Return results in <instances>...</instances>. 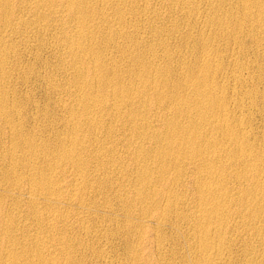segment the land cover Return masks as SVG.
I'll return each instance as SVG.
<instances>
[{
  "label": "bare ground",
  "instance_id": "obj_1",
  "mask_svg": "<svg viewBox=\"0 0 264 264\" xmlns=\"http://www.w3.org/2000/svg\"><path fill=\"white\" fill-rule=\"evenodd\" d=\"M263 43L264 0H0V264H264Z\"/></svg>",
  "mask_w": 264,
  "mask_h": 264
},
{
  "label": "rangeland",
  "instance_id": "obj_2",
  "mask_svg": "<svg viewBox=\"0 0 264 264\" xmlns=\"http://www.w3.org/2000/svg\"><path fill=\"white\" fill-rule=\"evenodd\" d=\"M29 19V18H28ZM264 44V43H263ZM35 54H36V52H35ZM36 55H38V58H41V62H40V59H38L37 60V62H38V64L37 63H35V64H33V62L32 61H28V60H30L29 59V56L28 55H25L24 57V59L22 60V64H23V66H27L28 65V67L27 68H29L30 66V68H32V70H33V68L35 69L34 71H37V72H39L40 73V75L39 76H37L36 77V79H35V82L33 83V84H29V88L26 86V87H24V86H19V87H17V92H18V89H19V91L21 92V93H19V95L21 96V97H24V96H26L25 94L27 93V95L28 96H30V100L29 101H25V102H23V101H20L19 100V102H17V103H19V104H22L23 103V106L25 105V110H24V113H26V114H24L23 116L25 117V125H26V129L28 130V128H30V127H32L33 126V122L31 121L32 120V115H34L35 113L34 112H36V113H44L45 112V114L46 115H48L47 116V118H46V121H43V120H37V121H35L36 123H35V125H39L40 127H43V126H46V125H48V124H50V118H51V121H54L55 119L53 118V116L55 117V116H57V115H59V116H57V117H61L62 115L61 114H63V112L62 111H59L60 109H59V107H58V102H57V99H55V98H57V96L56 95H54V94H46V92H47V90H45V81H44V79H43V77H40V76H42V74L44 75L46 72H52L51 74L52 75H54V76H58V78L60 79L61 77H59V63L58 62H56L52 57H50V55H48L46 52H44V50H39V51H37V54ZM261 57V56H260ZM259 57V66L261 65V63H262V65L261 66H263V67H260L261 68V72H264L263 70V68H264V58H260ZM27 58V59H26ZM263 59V60H262ZM52 60V61H51ZM30 62V63H29ZM32 62V63H31ZM43 62V63H42ZM44 63L47 65L46 66V68H45V65H44ZM37 64V65H36ZM33 65V66H32ZM58 65V66H57ZM37 66V67H36ZM42 66V67H41ZM52 66V67H51ZM41 67V68H40ZM40 68V69H39ZM54 68V69H53ZM42 69H46V70H42ZM49 69V70H48ZM56 70V71H55ZM39 77V78H38ZM38 78V79H37ZM57 78V77H56ZM33 85V86H32ZM18 86V85H17ZM23 87H24V89H23ZM25 88H26V90H25ZM32 88V89H31ZM28 89H30V92H29V90ZM25 90V91H24ZM23 91L25 92V93H23ZM30 93V94H29ZM24 94V95H23ZM46 95V96H45ZM48 98V99H47ZM33 102V103H32ZM39 103V104H38ZM57 103V104H56ZM36 104V105H35ZM37 104L39 105V106H37ZM46 104V105H45ZM30 105H31V107H30ZM37 107V108H35V107ZM43 106H44V108H43ZM40 107V108H39ZM259 107H260V102H259ZM33 110H32V109ZM49 108V109H48ZM39 109V110H38ZM36 110V111H35ZM42 110V111H41ZM25 111H27V112H25ZM53 111V112H52ZM57 111V112H56ZM54 112H56V113H54ZM29 113V114H28ZM33 113V114H32ZM51 114H55V115H51ZM57 114V115H56ZM29 115V116H28ZM50 115H51V117H50ZM38 116L39 117H41L40 116V114H38ZM37 116V117H38ZM260 116V115H259ZM23 117V118H24ZM30 117V118H29ZM27 118V119H26ZM29 118V119H28ZM54 120H53V119ZM56 118V117H55ZM260 118H261V116L259 117V119L257 120V124H259V120H260ZM261 120H262V118H261ZM28 121V122H27ZM30 121V122H29ZM40 121V122H39ZM59 122V121H58ZM262 122H263V120L261 121V123H260V125L262 124ZM41 123H43V124H41ZM52 123V122H51ZM43 125V126H42ZM56 125V126H55ZM259 125V126H260ZM30 126V127H29ZM54 127V129H56V131L57 132H61L63 129H62V127L60 128L59 126H57V124L56 123H54L53 122V124L51 125V126H48V127ZM55 127H57V128H55ZM6 130V131H5ZM5 130H3L2 128H0V135H2V137L0 136V139H2V140H0V150H3V148H7L8 146H9V143H10V140H9V137H8V132H7V129H5ZM2 132V133H1ZM7 132V133H6ZM5 136V137H4ZM49 136H53V135H49ZM5 139V140H4ZM9 141V142H8ZM4 143V144H3ZM6 144V145H5ZM1 153V152H0ZM0 159H1V154H0ZM2 190V189H1ZM1 190H0V192H1ZM151 233H149V235H150ZM147 255L150 257V258H154V255H153V253H151V251H150V249H149V247H147Z\"/></svg>",
  "mask_w": 264,
  "mask_h": 264
}]
</instances>
